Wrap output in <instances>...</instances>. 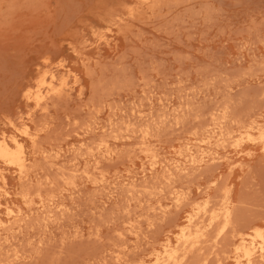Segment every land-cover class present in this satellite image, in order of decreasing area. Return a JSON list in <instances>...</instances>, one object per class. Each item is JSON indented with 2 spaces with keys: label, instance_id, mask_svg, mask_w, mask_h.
Here are the masks:
<instances>
[{
  "label": "rangeland",
  "instance_id": "obj_1",
  "mask_svg": "<svg viewBox=\"0 0 264 264\" xmlns=\"http://www.w3.org/2000/svg\"><path fill=\"white\" fill-rule=\"evenodd\" d=\"M52 69L56 77L58 74L59 78L63 77L58 80L70 81L65 86L66 91L70 90L69 96L66 92L67 96L60 97L56 108L53 106L59 98L46 95L42 87L50 81ZM37 76L39 79H35ZM28 88L33 94L30 93L27 102L24 92ZM43 97L46 107L47 101L52 103V109L47 107L49 114L47 108L37 110L36 101ZM28 111L37 114L33 116L34 121L35 118L45 119L44 126L42 121H32L33 128L47 126L53 132L56 127L57 134L63 138L59 141V136L53 134L54 139H51L52 132L49 130V134L48 129L40 128L49 134L47 140L43 139L42 131L40 136L47 150L40 143L42 150L39 149L41 152L32 163L37 164L34 165L35 176H42L44 171L54 176L50 180L46 173L44 176L48 178H42L55 180L54 184V180L50 183L54 185L50 189L61 192L60 197L48 190V181H45L48 182L46 187L42 178L45 186L36 178V184L52 196V200L46 199L50 203L66 202L67 212L59 206L53 207L54 204L49 208L53 211L50 213L48 209L47 215L37 213V204L33 208L36 213L29 207L26 211L23 199L13 191L18 193V181L24 184L21 190H26L29 180L22 183L13 168L6 170L7 180L0 175V216L4 222L8 221L5 207L12 203L13 208H21L26 220L20 221L24 227L13 225L15 230L22 228L17 232L14 228L13 232L8 231L13 235L6 233L7 237L3 233L12 239L6 241L0 233V253H4L0 254V260L4 259L1 264L7 261L8 264H88L85 259H89V264L105 261L106 264H136L135 261L162 264L168 256L163 245L165 238L169 236L168 248L178 247L179 226L189 215H200L203 208L221 212L225 200L237 210V219L243 218L239 221L243 226L241 231L249 233L243 237L259 253L263 239L249 228L256 225L264 236V154L261 151V143H264V0H0V133L6 131L21 137L19 129L29 121ZM5 117L10 119L5 120ZM219 118L226 122L224 130L230 134L223 131L225 135L221 136L223 127L220 126L224 123L219 124ZM46 122L53 127L49 128ZM219 135L228 138H219ZM102 139L104 142L100 141ZM100 144L105 145L100 147ZM105 147L107 151L113 149L114 153L107 152ZM92 148L96 152L93 156ZM203 149L206 152L200 154ZM95 159L102 161L101 164L95 161L101 168L106 166L103 168L109 176L106 187L89 179L99 176V168L96 170L93 165ZM164 164L170 165L173 172L167 171L171 175L160 166ZM152 165L156 166L153 171ZM172 166H176L175 170L182 166L178 175V170H172ZM41 172L44 173L41 175ZM166 174L172 183L162 178ZM34 178L30 179L32 187ZM67 178L79 184H75L77 189L65 183ZM180 194L185 195L184 200ZM179 198L182 204L176 205ZM54 200L56 202H52ZM35 215L41 216L34 219ZM219 224L213 221L208 238L213 240ZM191 231L195 233V227ZM212 240L206 243L210 245L206 250H212ZM179 247L184 251V247ZM227 249L224 264H233L236 256L241 263L246 262L242 250L235 253L234 245ZM181 250L178 256L183 254ZM119 254L122 262L115 258ZM195 257L192 256L188 264H194ZM214 260L212 258L210 264H216ZM263 262L264 256H260L253 263Z\"/></svg>",
  "mask_w": 264,
  "mask_h": 264
},
{
  "label": "bare ground",
  "instance_id": "obj_2",
  "mask_svg": "<svg viewBox=\"0 0 264 264\" xmlns=\"http://www.w3.org/2000/svg\"><path fill=\"white\" fill-rule=\"evenodd\" d=\"M48 67V66H47ZM40 70V69H39ZM47 71H50V70H47ZM52 71V74H51V78H50V81H48V82H45V83H47V84H43V86L42 87H44L45 89H46V95H51V97L52 96H54V97H58L59 99L58 100H56L55 102H58V103H56L54 106H53V108L58 104L59 105V100H60V97H63L64 95L65 96H67V94H68V96H69V92H70V90H69V84H70V81L68 82L69 84H68V90H69V92L68 91H66V89H65V86H66V81H64V80H62V81H60V80H58V78H59V74L57 75V77H56V74L55 73H53V69L51 70ZM55 71V70H54ZM40 73V72H39ZM50 75V74H49ZM49 75L47 74L46 75V77L48 76L49 77ZM38 77V76H37ZM35 78V79H39V77L38 78ZM45 77V76H44ZM61 79H63V77H60ZM59 78V79H60ZM48 80H49V78H47ZM43 80H46L45 78L43 79ZM40 81V80H39ZM38 81V82H39ZM37 82V83H38ZM45 85H47V88H46V86ZM30 87V86H29ZM40 90H41V88H40ZM33 91H35V90H33ZM44 91V90H43ZM36 92H38V91H36ZM40 92H42V91H40ZM66 92H68L67 94H65ZM25 94H24V97L25 98H27V102H28V99H29V96H30V93H31V88H28L27 90H25V92H24ZM39 93V92H38ZM38 93H36V94H38ZM31 94H33V93H31ZM44 94V93H43ZM21 95H23V94H21ZM41 95V94H40ZM32 96V95H31ZM23 97V96H22ZM35 97V96H34ZM44 97H47V96H44ZM44 97L43 98H38V100L36 101V107H37V110L39 111V110H43L44 108H51V104L52 103H50V102H48L47 101V103H48V106L46 107V103H45V100L43 101V99H44ZM55 98V99H56ZM21 100H23L22 98H20ZM19 99V100H20ZM35 99V98H34ZM33 99V100H34ZM54 98H53V100H55ZM30 101V100H29ZM52 101V100H51ZM26 102V101H25ZM27 102H26V104H27ZM31 102V101H30ZM44 102V103H43ZM54 102V103H55ZM63 102V101H62ZM49 104H50V107H49ZM28 106H30L29 104H27ZM26 105V107H28ZM33 106H31V108H32ZM39 107V108H38ZM57 107V106H56ZM55 107V108H56ZM30 108V109H31ZM40 108H43V109H40ZM47 108V113H48V111H49V109ZM35 108H33V110H34ZM52 109V108H51ZM32 110V109H31ZM36 110V109H35ZM258 110V109H257ZM37 111V112H38ZM43 111H45V110H43ZM10 112V111H9ZM8 112V113H9ZM27 112V111H26ZM228 112V111H227ZM255 112V111H254ZM258 112V111H257ZM4 113V112H3ZM7 113V112H6ZM5 113V114H6ZM7 113V114H8ZM18 113V112H17ZM22 113H24V112H22ZM21 113V114H22ZM45 113L46 112H44V115H45ZM46 113V115L45 116H47L48 114ZM224 113H226V111L224 112ZM223 113V114H224ZM260 113H262V111L261 112H259V114ZM5 114H3V116L2 117H4L5 116ZM11 114V113H10ZM28 114H29V121H25V122H27V123H24V125H22V126H24L23 127V129H19L20 130V132H21V134H22V136L20 137L18 134H10V133H8V132H6V131H2L1 133H0V175L2 176L1 178L4 180V179H6L7 177H6V170H9V169H11V168H13L14 170H15V172H16V176H17V178H18V180H20L22 183L23 182H25V180H29V184H26L27 186H31V182H30V179L32 178L33 179V176L35 177L34 178V181H35V179L37 178H40L39 180H38V182H41V178H42V176H44V174H46L47 173V171H44V169H42L44 172H41V175L42 176H35L34 174V172H36L37 170H35L36 169V167L34 168V165H36L37 166V164H35V163H32V161L34 162V160H37V156L36 155H38L41 151L40 150H42V149H40V147L38 146L40 143H41V145L43 146L44 144H42V138H40V136H41V131H42V133H44L43 132V130H45V129H48V128H44V127H40L39 126V129H37L38 128V126H35V128H33V126H34V122L35 121H39V119L38 118H35V121H34V118H33V116L35 115V114H33V112L32 111H28ZM39 114H40V112H39ZM257 114V113H256ZM259 114H258V116H259ZM16 115V114H15ZM19 115V114H18ZM18 115H16V116H18ZM26 115V114H25ZM254 115V114H253ZM10 116H12V114L10 115ZM22 116V115H21ZM38 116H40V115H38ZM214 116H216V114H214ZM224 116V115H223ZM230 116V115H229ZM8 117H9V115H8ZM19 117H20V115H19ZM34 117H37V114L34 116ZM55 117V116H54ZM218 117V116H217ZM227 117H228V114H227ZM226 117V118H227ZM231 117V116H230ZM251 118L253 117L254 119L256 118V116L254 117V116H250ZM5 118H7V117H5ZM13 119H15V116L14 117H12ZM20 118H22V117H20ZM33 118V119H32ZM225 118V117H224ZM225 118V119H226ZM8 119H10V118H7V119H5V120H8ZM13 119H11V120H13ZM26 119V118H25ZM37 119V120H36ZM42 119V118H41ZM221 119H222V116H221ZM224 119V120H225ZM227 119H229V118H227ZM10 120V121H11ZM16 120V119H15ZM43 120H45V119H43ZM43 120H40L39 122L41 123V121H42V123L41 124H43V126L45 125V122H43ZM217 120V119H216ZM32 121H34L33 122V126H32ZM49 121V120H48ZM51 121V120H50ZM53 121V120H52ZM55 121V120H54ZM53 121V122H54ZM223 121V120H222ZM222 121H220V118H219V124L221 123L222 124ZM229 121V120H228ZM13 122H15V121H13ZM18 122V121H17ZM20 122V121H19ZM39 122H37V124L36 125H38L39 124ZM56 122V121H55ZM250 122V121H249ZM22 123H23V121H22ZM47 123V122H46ZM49 123V122H48ZM47 123V125H49ZM217 123V122H216ZM223 123H224V121H223ZM226 123V122H225ZM225 123H224V126H220V128L221 127H223L222 129H220V130H222L220 133H221V136H224L225 135V133H226V131L227 130H224L225 129ZM238 123H239V121H238ZM14 124H16V125H18L19 126V124H17V123H13L12 125H14ZM40 124V125H41ZM54 124H56V123H54ZM243 124V123H242ZM5 125V124H4ZM15 125V126H16ZM52 125V124H51ZM51 125H49L48 127L50 128V127H53V126H51ZM223 125V124H222ZM244 125V124H243ZM250 125H252V124H250ZM9 126H11L10 124H9ZM17 126V127H18ZM21 126V127H22ZM104 126V125H103ZM217 126V125H216ZM215 126V127H216ZM14 127V126H13ZM239 127V126H238ZM20 128V127H19ZM42 128H44L43 130H41ZM102 128V127H101ZM245 128H246V126H245ZM14 129V128H13ZM103 130H104V128H102ZM228 129V128H227ZM49 130L51 131V128L50 129H48V133L50 134V132H49ZM56 130H57V128L55 127V131L53 130V132H52V134L50 135V137L53 135V134H57V132H56ZM102 130V131H103ZM218 130H219V126H218ZM15 131V130H14ZM223 131L225 132V133H223ZM55 132V133H54ZM58 132H59V129H58ZM105 132V131H104ZM212 132V131H211ZM228 132V131H227ZM16 133H18V132H16ZM47 133V131H46V134L44 135L45 136V138H43L44 140H47L46 139V137H48V134ZM215 133H216V131H215ZM218 134H219V132H217ZM48 134V135H47ZM101 134H102V132H101ZM217 134V135H218ZM227 134V133H226ZM228 134H230L229 132H228ZM227 134V135H228ZM64 135V134H63ZM63 135H62V137H63ZM105 136L107 135L106 134V132H105V134H104ZM104 135H102V136H104ZM57 136H59V133L57 134ZM65 136V135H64ZM70 136V135H69ZM87 136V135H86ZM220 135L218 136L219 138H228V137H221ZM49 137V138H50ZM66 137H68V136H66ZM107 137V136H106ZM105 137V138H106ZM48 138V140H50ZM60 136H59V141H60ZM102 138V137H101ZM104 137H103V139H105ZM218 138V139H219ZM40 139H41V141H40ZM51 139H54L53 137H51ZM56 139V141H57V137L55 138ZM64 139H66L65 137H64ZM86 139V138H85ZM88 139V138H87ZM94 139V138H93ZM103 139L102 140H100L101 142L103 141ZM107 139H109V137H107ZM61 140H63V138H61ZM90 140V139H89ZM92 140V139H91ZM221 140V139H220ZM223 140V139H222ZM221 140V141H222ZM225 140V139H224ZM52 141H54V140H52ZM65 141V140H64ZM83 141V140H82ZM106 141V140H105ZM207 141V140H206ZM218 141V140H217ZM226 141V140H225ZM44 142V141H43ZM46 143H47V141H45ZM50 142V141H49ZM61 142H63V141H61ZM65 142H67V139H66V141ZM68 142H69V140H68ZM87 141H85V143H86ZM89 142V141H88ZM87 142V143H88ZM104 142V141H103ZM220 142V141H219ZM224 142V141H223ZM55 143V142H54ZM53 142H51V144H54ZM99 143V142H98ZM109 142H107L106 143V146H107V144H108ZM218 143V142H217ZM222 143V142H221ZM220 143V144H221ZM57 144V143H56ZM256 144V143H255ZM48 145L50 146V144L48 143ZM58 145V144H57ZM105 145V144H104ZM104 145H102V144H100V147H103ZM222 145H223V143H222ZM46 146L47 145H44V147H45V149H46ZM90 146H91V144H90ZM97 147L99 146V145H96ZM109 146V145H108ZM107 146V147H108ZM50 147H54V146H50ZM56 147V146H55ZM87 147V146H86ZM89 147V146H88ZM88 147L86 148V149H88ZM92 147H94V146H92ZM97 147H95V148H97ZM99 147V148H100ZM107 147H105L106 148V151H107ZM255 147V146H254ZM259 147H260V145H259ZM56 148H58V147H56ZM59 148H63V147H60L59 146ZM58 148V149H59ZM202 148V147H201ZM40 149V150H39ZM51 149H54V148H51ZM89 149L91 150V148L89 147ZM93 149V148H92ZM205 149V148H204ZM202 150L201 151V153L200 154H204V151L205 150ZM207 149V148H206ZM47 150V149H46ZM57 151L56 153H58V151L59 150H57V149H54L53 151ZM95 149H93V152L91 151L90 153H92V156H93V153L95 152L94 151ZM98 150V149H97ZM103 150H105L104 148H103ZM109 150H111L110 149V147H109ZM113 150V149H112ZM111 150V151H112ZM52 151V150H51ZM105 151V153L107 154V152H111V151H107L106 152ZM209 151V150H208ZM217 151V150H216ZM261 151H262V153L264 154V143H261ZM42 152H44V151H42ZM48 152V151H47ZM60 152V151H59ZM82 152V151H81ZM88 152V151H87ZM98 152V151H97ZM102 152H104V151H102ZM183 152V151H182ZM206 152V151H205ZM49 153H51L50 152V149H49ZM76 153V152H75ZM86 153V152H85ZM90 153H89V155H90ZM96 153V152H95ZM99 153H100V150H99ZM99 153H97L98 155H100ZM104 153V155H106ZM112 153H114V151H112ZM54 154H55V152H54ZM74 154V153H73ZM86 154H88V153H86ZM103 154V153H102ZM102 154L100 155V156H102ZM116 154V153H115ZM199 154V155H200ZM212 154V153H211ZM42 155V154H41ZM109 155V154H108ZM108 155L106 156V157H108ZM113 155V154H112ZM111 155V156H112ZM185 155V154H184ZM206 155H207V153H206ZM205 155V156H206ZM209 155V154H208ZM213 155H214V153H213ZM213 155H212V157H213ZM59 156H60V154H59ZM91 156V155H90ZM89 156V157H90ZM91 156V157H92ZM185 156H187V154L185 155ZM184 156V157H185ZM211 156V155H210ZM215 156V155H214ZM36 158V159H34V158ZM45 157H47V156H45ZM50 157H51V155H50ZM252 157V156H251ZM41 159V157H39L38 156V159ZM82 158V157H81ZM98 158H101V157H98ZM104 158V156L102 157V159ZM211 158V157H210ZM59 159V158H58ZM108 159H109V157H108ZM186 159H188V158H186ZM195 159V158H194ZM198 159V158H197ZM197 159H195V160H197ZM203 159V158H202ZM209 158H207V160H208ZM49 160H50V158L48 159V162H49ZM54 160V162H57V161H55V159H53ZM70 160V159H69ZM183 160V159H182ZM194 160V161H195ZM206 160V159H205ZM50 161H52V159L50 160ZM63 161V160H62ZM95 161H99V160H97V159H95L94 160V163H93V165L95 166V169L96 168H99V176H96L95 174V176H93V175H91V176H93V177H90V175H89V179H93L92 181H94V182H96V183H100V185L102 184L103 186L105 185V187H106V184H107V182L106 181H108V177H107V174H106V170L104 171V167H106L105 165H104V167H100L99 166V162H95ZM108 161V160H107ZM184 161V160H183ZM183 161H180V163L181 162H183ZM187 161V160H186ZM189 161V160H188ZM35 162H37V161H35ZM39 162H41L42 163V161H40L39 160ZM65 162H67V160L65 161ZM102 162V161H101ZM101 162H100V164H101ZM179 162V161H178ZM177 162V163H178ZM191 162H192V160H191ZM200 162V161H199ZM199 162L197 161L196 163H198L199 164ZM49 163H51V162H49ZM53 163V162H52ZM51 163V164H52ZM95 163H97V165H95ZM109 163V162H108ZM151 163V162H150ZM165 163V162H164ZM173 163V162H172ZM176 163V164H177ZM186 163V162H185ZM201 163H203L202 161H201ZM45 164V163H44ZM58 165H60V163H57ZM103 164V163H102ZM104 164H106V163H104ZM153 164H155V163H153ZM192 164V163H191ZM193 164H195V163H193ZM39 165V164H38ZM49 165V164H48ZM80 165V164H79ZM86 165H87V162H86ZM172 165H175V164H172ZM177 165H179V163L177 164ZM184 165V164H183ZM40 166H42V165H40ZM45 166V165H44ZM44 166H42L43 168H44ZM53 166H54V164H53ZM60 166H62V165H60ZM76 166V165H75ZM84 166V165H83ZM92 166V165H91ZM160 166H162V169L163 170H165L166 171V173L168 172V171H171V167H170V165H166V164H164V165H160ZM41 167V168H42ZM46 167V166H45ZM58 167V166H57ZM78 167V166H77ZM89 167V166H88ZM154 167H156V166H154V165H152V171L153 170H155V169H153ZM173 167V166H172ZM176 167V166H175ZM175 167H173L172 168V170L175 168ZM180 167H182V166H180ZM180 167H179V169H180ZM183 167H186V166H183ZM195 167V166H194ZM197 167V166H196ZM60 168V167H59ZM58 168V169H59ZM62 168V167H61ZM60 168V169H61ZM66 168V167H65ZM87 168V167H86ZM177 168H178V166H177ZM47 169V168H46ZM45 169V170H46ZM49 169V168H48ZM71 169V168H70ZM72 169H73V167H72ZM79 169V168H78ZM107 169V168H106ZM179 169H176V170H178V172L176 173L177 175H178V173H179ZM42 170H40V171H42ZM97 170V169H96ZM168 170V171H167ZM175 170V169H174ZM175 170V171H176ZM182 170V169H181ZM81 171V170H80ZM85 171H86V169H85ZM84 171V172H85ZM87 171H88V169H87ZM145 171V170H144ZM165 171H163L162 173H164L165 174ZM183 171H185L184 170V168H183ZM171 172H173V171H171ZM57 173V172H56ZM61 173H62V171H61ZM68 174H69V172H67ZM77 173V172H76ZM86 173V172H85ZM90 172H88L87 174H89ZM91 173H93V172H91ZM159 173H160V171H159ZM39 174H40V172H39ZM66 174V173H65ZM82 174V173H81ZM146 174V173H145ZM168 174H170L171 175V173H169L168 172ZM13 175V174H12ZM47 176L49 175V178L50 177H54L52 174H46ZM54 175H56V174H54ZM74 175V174H73ZM80 175V174H79ZM172 175H174V174H172ZM177 175H176V178H177ZM45 177V178H48V177ZM72 176V175H71ZM70 176V177H71ZM155 176V175H154ZM175 176V175H174ZM42 178V182L44 181H48L49 179H47V180H43V179H45V178ZM56 177V176H55ZM61 177H63L62 175H61ZM75 177H76V175H75ZM81 177H82V175H81ZM152 177V176H151ZM159 177V176H158ZM69 178V177H68ZM67 178V180L65 181V183L67 182V184L69 185H74L75 186V188H76V185H79V184H76L75 183V181L74 180H69ZM80 178V177H79ZM130 178V177H129ZM161 178V177H160ZM162 178H166V179H168V181H170L169 179V177H168V175L166 174V176L164 177H162ZM64 179V178H63ZM126 179V178H125ZM131 179V178H130ZM171 179H172V176H171ZM174 179H175V177H174ZM7 180V179H6ZM24 180V181H23ZM50 180H51V178H50ZM54 180V179H53ZM52 180V181H53ZM69 180V181H68ZM84 180V179H83ZM131 180H133V178L131 179ZM135 180V179H134ZM161 180V179H160ZM33 181V180H32ZM51 181V182H52ZM58 181V180H57ZM110 181V180H109ZM130 180H128V182H129ZM145 181V180H144ZM165 181V180H164ZM175 180H173V182H174ZM36 182L37 181H35V184H36ZM42 182L41 183H39L40 185H42V186H45V185H43L42 184ZM43 182V183H44ZM49 182V184L48 185H50L49 186V189L48 190H52L53 191V189H50V187H52V186H54V185H52V184H50L51 182L50 181H48ZM48 182H45V184L46 183H48ZM84 182V181H83ZM116 182V181H115ZM133 182V181H132ZM136 182V181H135ZM146 182V181H145ZM171 183H172V181H170ZM18 183H19V187H20V189L18 190V193H17V191L15 190V192L13 191V193L15 194H19V196H21V198L23 199V201H22V205H26V211H27V209H28V207H29V210H33V208H36L34 205L35 204H37L38 205V209L36 208V211H37V213H39V212H46V215L49 213V210L50 209H52V208H50V207H52V204H54V203H50L51 201H49L50 199H51V197L49 196V194L47 195L46 193H47V190L46 191H44V188H43V190H41L42 188H39L40 187V185H38V184H33L34 185V187H32L31 186V188L30 189H27L28 187L25 185V189L26 190H21V188H23V187H21L22 185H24V184H22V185H20V182L18 181ZM55 183V180H54V182H53V184ZM78 183V182H77ZM95 183V184H96ZM119 183V182H118ZM162 183V182H161ZM166 183V182H165ZM169 183V182H168ZM76 184V185H75ZM94 184V183H93ZM94 184V185H95ZM133 183H130V185H132ZM170 184V183H169ZM11 185V184H10ZM13 185V184H12ZM37 185H38V188H36L37 187ZM52 185V186H51ZM60 185V184H59ZM97 185V184H96ZM99 185V186H100ZM109 185V184H108ZM117 185V184H116ZM137 185V184H136ZM164 185H166L167 186V184H164ZM173 185V184H172ZM55 186H56V184H55ZM61 186V185H60ZM98 186V185H97ZM115 186V185H114ZM119 186V185H118ZM126 186V185H125ZM190 186V185H189ZM46 187H47V184H46ZM46 187H45V189H46ZM72 187V186H71ZM79 187V186H78ZM101 187V186H100ZM99 187V188H100ZM110 188L112 187V186H109ZM132 187V186H131ZM157 187V186H156ZM174 187H175V184H174ZM191 187V186H190ZM5 188V187H4ZM32 188L33 189H38V190H32ZM67 188V187H66ZM69 188H70V186H69ZM83 188V187H82ZM86 188V187H85ZM103 188V187H102ZM110 188H109V190H110ZM114 188H116V187H114ZM114 188H113V190H114ZM133 188H134V186H133ZM162 188V187H161ZM58 189H59V187H58ZM68 189V188H67ZM66 189V190H67ZM77 189V188H76ZM93 189V188H92ZM189 189V188H188ZM62 190V189H61ZM65 190V189H64ZM95 190V189H94ZM93 190V191H94ZM98 190V189H97ZM112 190V189H111ZM164 190V189H163ZM162 190V191H163ZM174 190V189H173ZM4 191V190H3ZM8 191V190H7ZM44 191V195H45V197L43 196V192ZM50 191H48V193L50 192ZM54 191H55V189H54ZM53 191V192H54ZM59 191H60V189H59ZM73 191V190H72ZM99 191H101V190H99ZM136 191V190H135ZM185 191H186V189H185ZM5 192V191H4ZM46 192V193H45ZM52 192V193H53ZM69 192V191H68ZM75 192V191H74ZM76 192H77V190H76ZM104 192V191H103ZM109 192V191H108ZM114 192V191H113ZM52 193H50L51 195H52ZM54 193H58V192H54ZM60 193L61 192H59L58 193V195H59V197H60ZM85 193V192H84ZM88 193V192H87ZM124 193V192H123ZM140 193V192H139ZM176 193V192H175ZM5 194V193H4ZM7 194H9L8 192L6 193V195ZM68 194H70V193H68ZM67 194V195H68ZM74 194V193H73ZM80 194H82V193H80ZM105 194V193H104ZM109 194V193H108ZM107 194V195H108ZM114 194V193H113ZM190 194V193H189ZM12 196H13V194H11ZM11 195H9V196H11ZM62 195V194H61ZM66 195V196H67ZM78 195V194H77ZM77 195H76V197H77ZM83 195V194H82ZM106 195V194H105ZM111 195H112V193H111ZM188 195V194H187ZM3 196V195H2ZM8 196V195H7ZM15 196V195H14ZM16 196H18V195H16ZM46 196H47V198H46ZM55 196V194L53 195V197ZM65 196V195H64ZM79 196V195H78ZM93 196V195H92ZM117 196V195H116ZM127 196H129V195H127ZM180 196H181V194H180ZM185 196V195H184ZM184 196H181V198L183 197V200H184ZM4 197V196H3ZM58 196H56V198H57ZM72 197H74L73 195H72ZM81 197V196H80ZM123 197V196H122ZM1 198V197H0ZM62 198V197H61ZM108 198L110 199V197L108 196ZM121 198V197H120ZM181 198H179V199H177V204L176 205H181L182 204V201L183 200H181ZM2 199V198H1ZM0 199V200H1ZM5 199V198H4ZM46 199H49V200H46ZM55 199V198H54ZM63 199V198H62ZM61 199V200H62ZM67 199V198H66ZM72 199V198H71ZM77 199V198H76ZM80 199V198H79ZM124 199V198H123ZM128 199V198H127ZM52 200V199H51ZM56 200V199H55ZM52 201V202H56V203H58L59 201L58 200H56V201ZM59 200H60V198H59ZM65 200V199H64ZM73 200H75L74 198H73ZM82 200V199H81ZM85 200V199H84ZM101 200V199H100ZM132 200V199H131ZM135 200V199H134ZM7 201V200H6ZM13 201V200H12ZM71 201V200H70ZM83 201V200H82ZM86 201V200H85ZM16 202V201H15ZM23 202H24V204H23ZM48 202V203H47ZM7 203H9V202H7ZM66 203V202H65ZM64 203V204H65ZM78 203H79V201H78ZM77 203V204H78ZM84 203V202H83ZM93 203V202H92ZM98 203V202H97ZM100 203V202H99ZM9 204H11V205H7V204H5V205H7L6 207H5V209H7L8 210V212L6 211V216L8 217V221H6V222H4V220H3V218L1 217L0 218V233L3 235V233L4 234H6V233H8V234H10L11 232H13V231H11V229L12 228H14V230H15V225H19V227H21V226H23L22 224H20V221L21 222H24L26 219V217H24V216H26V215H24V212L23 213H21V211H20V209L19 210H17V209H15V207L13 208L12 207V203H9ZM19 204V203H18ZM50 204H51V206H50ZM64 204L62 203V202H59V205L58 204H54L53 205V207H57V206H59L60 207V209L61 208H63L64 209ZM1 205V204H0ZM24 205V206H25ZM74 205V204H73ZM76 205V204H75ZM79 205V204H78ZM93 205V204H92ZM95 205V204H94ZM206 205H207V202H206ZM34 206V207H33ZM66 206H68V204L66 205ZM65 206V207H66ZM96 206H97V204H96ZM119 206V205H118ZM1 207V206H0ZM18 207H20V206H18ZM70 207V206H69ZM78 207V206H77ZM103 207H105V206H103ZM179 207V206H178ZM181 207V206H180ZM50 208V209H49ZM58 208V207H57ZM85 208V207H84ZM49 209V210H48ZM66 209H67V207H66ZM66 209H64L66 212H67V210ZM91 209V208H90ZM99 209V208H98ZM98 209H97V211H98ZM165 210H166V208H164ZM164 209H162V210H164ZM28 210V211H29ZM59 210V209H58ZM75 210V209H74ZM92 210V209H91ZM105 210V209H104ZM39 211V212H38ZM51 211H53V210H50V213H51ZM61 211V213H64L62 210H60ZM69 211V210H68ZM82 211V210H81ZM88 211H89V209H88ZM167 211H168V209H167ZM203 212H202V214L200 213V215H196V214H193V213H191L190 215H189V217L186 219V221L183 223V224H181L179 227H181V237H180V241H178V247L181 245L182 247H184V251H183V249L181 250V248L179 247V249L181 250V251H183V254L182 255H177V253H179V249H176V248H178L177 247V245H176V247L175 248H168L169 246V243H170V240H169V236L167 237V238H165V240L163 241L164 242V244L163 245H165V248H166V252H168V256L166 257V259H164V257H163V262H161L162 264H188L189 262H188V260L193 256H196L194 259L196 260V264H210V263H212L213 262V260H212V262H211V259L213 258V259H215L216 260V264H224V262H225V260H227V253H228V247L231 245V246H233L234 245V252L236 253V252H238V251H243L244 252V254L246 255V262L245 263H241V260L239 259L240 257H237L236 256V258H234V263L233 264H254L253 262L255 261V259L257 258V259H259V257L260 256H264L263 254H264V236L262 235V233L260 232V228L259 227H257L256 225H253V223L251 224V225H253V226H251L250 228H249V230H253V231H255L256 232V234L258 235V236H260V237H262V239H263V243L261 244V248H259L260 250H259V253H257L254 249H252L251 247H250V244L248 243V242H250L249 240L247 241L243 236L244 235H248L249 233H244V232H242L243 230L240 228L242 225H240V220H241V222H242V219L243 218H241V219H237V217H236V215H237V210H234V208L232 207V206H230V205H228L227 204V201L225 200L224 202H223V208H222V210H221V212H218L216 209H212V208H210V209H207V208H203V210H202ZM33 212H35V209L33 210ZM48 212V213H47ZM55 212L56 211H54V214H55ZM94 212V211H93ZM26 213V212H25ZM36 213V212H35ZM73 213H75V212H73ZM78 213V212H77ZM101 213V212H100ZM163 213H165V212H163ZM168 213V212H167ZM236 213V214H235ZM34 213H32V215H33ZM45 214V213H44ZM52 214H53V212H52ZM53 214V215H54ZM58 214V213H57ZM65 214V213H64ZM63 214V215H64ZM71 214V213H70ZM98 214H99V212H98ZM5 215V214H4ZM3 215V216H4ZM24 215V216H23ZM41 215H42V213H41ZM41 215H37L38 217H40ZM53 215L51 216V217H53ZM60 215V214H59ZM58 215V216H59ZM79 215V214H78ZM81 215V214H80ZM164 215V214H163ZM27 216H28V214H27ZM37 216L35 215L34 216V219H36L37 218ZM96 216V215H95ZM101 216V215H100ZM23 217V218H22ZM32 217V216H31ZM48 217H50V215L48 216ZM64 217V216H63ZM75 217V216H74ZM82 217V216H81ZM104 217V216H103ZM102 217V218H103ZM114 217V216H113ZM240 217V216H239ZM44 218V217H43ZM54 218V217H53ZM66 218V217H65ZM89 218V217H88ZM93 218V217H92ZM95 218V217H94ZM164 218V217H163ZM25 219V220H24ZM40 219V218H39ZM57 219V218H56ZM58 219H62L61 217L59 218L58 217ZM74 219V218H73ZM24 220V221H23ZM28 220V219H27ZM68 220V219H67ZM38 221V220H37ZM59 221V220H58ZM92 221V220H91ZM105 221H107V220H105ZM213 221H219L220 222V224H219V227H218V229H216L217 230V233L215 234L216 236L215 237H213V240L210 238H208V236H210L208 233H210V228H212V226H213ZM27 222V221H26ZM26 222H25V224H26ZM29 222H31L30 220H29ZM33 222V221H32ZM31 222V223H32ZM68 222V221H67ZM243 222H245V220H243ZM38 223V222H37ZM49 223V222H48ZM52 223V222H51ZM54 223V222H53ZM62 223V222H61ZM66 223V222H65ZM64 223V224H65ZM125 223V222H124ZM255 223V222H254ZM263 223V222H262ZM154 224V223H153ZM244 224V223H243ZM14 225V226H13ZM60 225V224H59ZM67 226H68V224H66ZM72 225V224H71ZM131 225V224H130ZM13 226V227H12ZM26 226V225H25ZM63 226V225H62ZM140 226V225H139ZM138 226V227H139ZM178 226V225H177ZM18 226H17V228H19ZM24 227V226H23ZM28 227H29V224H28ZM27 227V228H28ZM36 227H38V226H36ZM64 227V226H63ZM195 227V229H196V231H195V233L193 234V233H191L192 231H191V229L192 228H194ZM243 227V226H242ZM16 228V229H17ZM26 228V227H25ZM30 228H32V227H30ZM61 228V227H60ZM91 228V227H90ZM20 229H22V228H20ZM20 229H18V230H20ZM34 229V228H33ZM37 229V228H36ZM40 229V228H39ZM38 229V230H39ZM55 229V228H54ZM66 229V228H65ZM138 229V228H137ZM140 229V228H139ZM18 230H15L16 232L18 231ZM26 230V229H25ZM46 230V229H45ZM131 230V229H130ZM132 230H134V229H132ZM190 230V231H189ZM242 230V231H241ZM247 230V229H246ZM8 231H11V232H8ZM23 231V230H22ZM33 231V230H32ZM40 231V230H39ZM44 231V230H43ZM94 231V230H93ZM35 232V231H34ZM45 232V231H44ZM47 233V232H46ZM45 233V234H46ZM49 233H50V231H49ZM79 233V232H78ZM124 233V232H123ZM122 233V234H123ZM133 233V232H132ZM0 234V236H1V238H2V235ZM8 234H6V236L8 235ZM12 235H13V233H11ZM17 234V233H16ZM19 234V233H18ZM27 234V233H26ZM32 234V233H31ZM34 234V233H33ZM32 234V235H33ZM37 234H39V233H37ZM59 234V233H58ZM212 234V233H211ZM15 235V234H14ZM32 235H30L31 237H32ZM41 235V234H40ZM43 235V234H42ZM54 235V234H53ZM64 235H65V233H64ZM70 235V234H69ZM68 235V236H69ZM167 235V234H166ZM4 237H5V235H3ZM29 236V237H30ZM39 236V235H38ZM48 236V235H47ZM51 236V235H50ZM61 236V235H60ZM98 236H100V235H98ZM3 237V238H4ZM8 237V236H7ZM7 237H5V239H6V241L7 240H10V239H12L11 237H10V235H9V237L10 238H7ZM16 237V236H15ZM34 237V236H33ZM62 237V236H61ZM64 237V236H63ZM79 237V236H78ZM48 238V237H47ZM57 238V237H56ZM138 238V237H137ZM21 240H22V238H20ZM30 239V238H29ZM49 239V238H48ZM60 239V238H59ZM39 240V239H38ZM210 240H212L211 241V249L212 250H210L209 251V249L208 250H206V247H208V246H210V245H206V243L208 242V241H210ZM1 241V240H0ZM60 241H61V239H60ZM67 241V240H66ZM2 242L4 243V239L2 240ZM21 242H23V240L21 241ZM35 242V241H34ZM33 242V243H34ZM64 242V241H63ZM149 242V241H148ZM162 242V241H161ZM181 244H180V243ZM262 242V241H261ZM33 243H32V245H33ZM37 243H39V242H37ZM42 243H43V240H42ZM117 243V242H116ZM121 243V242H120ZM5 244V243H4ZM46 244H48V243H46ZM180 244V245H179ZM7 245V244H6ZM5 245V246H6ZM9 245V244H8ZM7 245V246H8ZM22 245H23V243H22ZM123 245V244H122ZM3 246V245H2ZM15 246V245H14ZM61 246V245H60ZM9 247V246H8ZM12 247H13V245H12ZM33 247V246H32ZM31 247V248H32ZM120 247V246H119ZM123 246H121L120 248H122ZM227 247V248H226ZM257 247V246H256ZM4 248V247H3ZM33 248H35V247H33ZM39 248H41L40 246H39ZM126 248V247H125ZM168 248V249H167ZM0 249H2V248H0ZM14 249V248H13ZM17 249V248H16ZM15 249V250H16ZM113 249V248H112ZM129 249H130V247H129ZM19 250V249H18ZM34 250V249H33ZM43 250H44V248H43ZM116 250V249H115ZM119 250V249H118ZM131 250V249H130ZM39 251V250H38ZM41 252H43L42 250H40ZM39 251V252H40ZM112 251V250H111ZM110 251V252H111ZM117 251V250H116ZM121 251V250H120ZM123 251V250H122ZM121 251V252H122ZM128 251V250H127ZM0 252H2V250H0ZM19 252V251H18ZM36 253H37V250L35 251ZM121 252H120V254H121ZM124 252V251H123ZM7 253H8V251H7ZM17 253V252H16ZM35 253V254H36ZM114 253V251L112 252V254ZM117 253V252H116ZM125 253H127V252H124V254ZM0 254H4V253H0ZM8 254H11V252L10 253H8ZM15 254V253H14ZM88 254V253H87ZM115 254V253H114ZM120 254H119V256H116L115 258H118L119 259V261L122 259V256L120 257ZM127 254H129V253H127ZM17 255V254H16ZM19 255H21V254H19ZM23 255V254H22ZM84 255V254H83ZM86 255V254H85ZM121 255H123V254H121ZM238 255V254H237ZM240 255V254H239ZM244 255V256H245ZM8 256H10V255H8ZM12 256H13V254H12ZM26 256V255H25ZM29 256V255H28ZM113 256V255H112ZM124 256V255H123ZM0 257H1V255H0ZM4 257V256H3ZM11 257V256H10ZM18 257V256H17ZM23 257V256H22ZM105 257V256H104ZM124 257H127L126 255L124 256ZM215 257V258H214ZM233 257V256H232ZM235 257V256H234ZM2 258V257H1ZM6 258H7V256H6ZM13 258V257H12ZM11 258V259H12ZM15 258H16V256H15ZM76 258V257H75ZM74 258V259H75ZM83 258V257H82ZM86 258V257H85ZM90 258V257H89ZM107 258V257H106ZM111 258H114V257H111ZM111 258H108V259H111ZM128 258V257H127ZM127 258H125V260L127 259ZM10 259V258H9ZM27 259V258H26ZM77 259V258H76ZM80 259V258H79ZM117 259V260H118ZM192 260H193V258H191ZM7 260H8V258H7ZM7 260H5V261H7ZM16 260V259H15ZM83 260V259H82ZM85 260H88V264L90 263L89 262V259H85ZM102 260V259H101ZM100 260V261H101ZM104 260H106V259H104ZM124 260V261H125ZM128 260H130V258H128ZM128 260H126L128 263H129V261ZM158 260H159V262L160 261H162V260H160L159 258H158ZM157 260V261H158ZM215 260H214V262H215ZM1 261L2 262H4V259L3 260H0V264H1ZM18 261V260H17ZM113 262H114V260H112ZM123 260H121V262H122ZM190 261V260H189ZM257 261V260H256ZM82 262V261H81ZM102 262H104V261H102ZM101 262V263H102ZM116 262V261H115ZM114 262V263H115ZM132 262H134V260H132ZM136 262V264L138 263L137 261H135ZM12 263V262H11ZM10 263V264H11ZM76 263V262H75ZM74 263V264H75ZM79 263V262H78ZM83 263V262H82ZM107 262L105 261L104 263H102V264H106ZM109 263V262H108ZM119 263V262H118ZM117 263V264H118ZM124 262H122V264H123ZM126 263V262H125ZM141 263V262H140ZM194 263V264H195ZM256 263V262H255ZM264 263V262H263ZM2 264H4V263H2ZM7 264H8V261H7ZM13 264H14V262H13ZM15 264H17L16 262H15ZM94 264V263H93ZM98 264V263H97ZM100 264V263H99ZM116 264V263H115ZM127 264V263H126ZM133 264V263H132Z\"/></svg>",
  "mask_w": 264,
  "mask_h": 264
}]
</instances>
